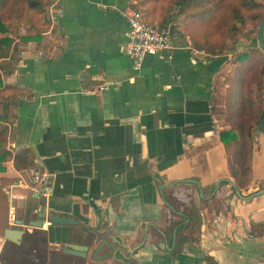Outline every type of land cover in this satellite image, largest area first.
Segmentation results:
<instances>
[{"label": "crops", "instance_id": "1", "mask_svg": "<svg viewBox=\"0 0 264 264\" xmlns=\"http://www.w3.org/2000/svg\"><path fill=\"white\" fill-rule=\"evenodd\" d=\"M44 2L39 32L9 35L0 58V264H34L19 259L29 242L37 244L35 254L59 250L61 242L86 245L79 264H264V194L224 206L200 197L220 178L235 181L232 173L264 187L258 122L248 174L219 137L230 129L225 79L238 55L262 52L256 33L238 32L222 54L210 56L192 47L178 16L167 21L171 57L154 53L136 62L122 51L133 0ZM258 94L264 102V74ZM35 171L50 175L47 197L32 189ZM41 204L76 223L17 227ZM6 228L24 232L15 242L4 237ZM95 233L111 237L105 241L126 257L91 259ZM120 245L141 246L129 254ZM62 254L64 264L76 258Z\"/></svg>", "mask_w": 264, "mask_h": 264}, {"label": "trees", "instance_id": "2", "mask_svg": "<svg viewBox=\"0 0 264 264\" xmlns=\"http://www.w3.org/2000/svg\"><path fill=\"white\" fill-rule=\"evenodd\" d=\"M133 1L131 8L143 12L151 24L155 17L158 18L156 12L162 14L164 3H172L176 8V15L187 17V33L192 47L210 56L220 55L229 47V43L239 32V24L249 21L258 26L264 18V5L258 0ZM43 6L42 0H0V33L6 31L4 21L13 17H21L26 24H40ZM161 26L166 27L167 20ZM10 43L11 38H0V51ZM234 62L233 74L225 79L228 86L224 93V114L230 129L221 131L219 137L223 143L231 145V157L239 171L247 173L250 171L248 160L252 148L251 128L264 116V102L258 94L264 74V55L258 48H252L238 55ZM4 132L5 124L0 117V138ZM5 159L6 152L0 139V171L4 169Z\"/></svg>", "mask_w": 264, "mask_h": 264}, {"label": "flooded vegetation", "instance_id": "3", "mask_svg": "<svg viewBox=\"0 0 264 264\" xmlns=\"http://www.w3.org/2000/svg\"><path fill=\"white\" fill-rule=\"evenodd\" d=\"M232 174H233V177L235 178V181L232 178H220L213 183L210 195L204 196L202 194V191H201L200 197L203 199H208V198L215 199L222 206H224L226 199L229 201L231 199H235V200L239 199V200H242L244 203H247L253 197L264 194V193H260V191L264 189L263 186H258V187L249 186V183L248 184L245 183V180H247V179L240 180L238 177H236L234 175V173H232ZM246 174H248V173H246ZM188 181L189 182L190 181L195 182L193 180H188ZM195 183H197V181ZM240 186L245 187L246 192H242L239 189ZM182 200H183V204L188 203L187 202L188 197L183 196ZM118 241H120V239H118ZM58 242H61V240H59ZM56 244L60 246L59 250L55 247H47V250H45L43 253L39 252L38 254H35V252H36V248H35L36 246L35 245H37V244L29 242L26 244L28 246H26V247L24 246L23 251L21 252L22 258H19V259H22V260L30 259L33 261L34 264H64L62 262V261H64V258H61V256H63L62 252H64V249H68V246H65L64 245L65 243H63V242H61L59 244L56 243ZM120 244H122V243H120ZM82 246L86 247V245H82ZM120 246H121V249L126 250V252L130 254V252H133L135 249L137 250L141 245H139L133 249H129V250H127V247H125L124 245H120ZM27 247H29V248H27ZM87 248L88 247H86V249H84L83 251H80V252H83V255L68 254L66 252H64V253L68 256L76 257V258H74V262L71 264H79L78 263L79 259H85L83 257L86 256V252L88 250ZM96 249H97V251H96ZM102 249H106L110 252L109 253L104 252L102 254H99V252ZM56 250H58L59 252L56 253L55 252ZM130 250H132V251H130ZM26 252H31V254H26ZM111 252H114V254H112ZM55 254H57L58 256ZM118 254H120L122 257H126L119 249L116 250L115 247H112L109 243H107L105 241V239H103V240H98L97 244L91 250L90 257H91V259H93L95 261H101L103 259L108 260V259H113V258L115 260H119ZM28 255H31L30 258H27ZM66 264H70L69 261Z\"/></svg>", "mask_w": 264, "mask_h": 264}, {"label": "built area", "instance_id": "4", "mask_svg": "<svg viewBox=\"0 0 264 264\" xmlns=\"http://www.w3.org/2000/svg\"><path fill=\"white\" fill-rule=\"evenodd\" d=\"M127 23L126 40L122 45V51L136 62L143 59L147 54L158 53L170 58L171 34L169 27L161 26L156 23H149L143 12L137 9H130L124 13ZM50 175L35 171L32 175V189L47 197L51 192L49 183ZM9 222H15L14 212L10 211ZM50 225L49 219L42 221L41 227Z\"/></svg>", "mask_w": 264, "mask_h": 264}, {"label": "water", "instance_id": "5", "mask_svg": "<svg viewBox=\"0 0 264 264\" xmlns=\"http://www.w3.org/2000/svg\"><path fill=\"white\" fill-rule=\"evenodd\" d=\"M172 26H169V32L172 35ZM256 44L257 46L262 50L264 53V18L259 22L257 29H256V36H255ZM258 128L260 129L261 132L264 133V116L260 118L258 121ZM260 193H264V189L260 191ZM47 210V213H46ZM35 214L36 217L32 218L31 220H28L26 223H24L22 220H18L16 225L17 227H20V225H26L30 226L33 228H41L42 226V221L45 220L46 218L49 219L50 224L53 225H65V224H71V223H76V220L67 216H61L58 213H55V210L48 208L46 204H41L35 209ZM24 231L21 230L20 228H6L4 230V237L6 239L18 242V239H20L22 233ZM95 237L103 240V239H111V237L105 235L104 233H95ZM86 249L85 246H78V248L69 246L68 249H64V252L68 254H80L83 255V251ZM97 251V249H96Z\"/></svg>", "mask_w": 264, "mask_h": 264}, {"label": "rangeland", "instance_id": "6", "mask_svg": "<svg viewBox=\"0 0 264 264\" xmlns=\"http://www.w3.org/2000/svg\"><path fill=\"white\" fill-rule=\"evenodd\" d=\"M43 1V7H44V10H43V14L42 16L45 18L47 17L46 13H45V2L44 0ZM156 15H158V19L160 21H157V24L161 25V23L163 21H169L171 20L172 18H176L178 16H181L183 17V21H182V28L181 30H183V32L185 33V35H188L187 33V17L185 15H176V8L175 6L172 4V3H169V2H165L164 5H163V9H162V14L159 15L157 14L156 12ZM50 17V16H49ZM50 19V22H54L55 21V14L51 15V17L49 18ZM4 27L6 29L5 32H2L0 33V38L2 37H9V38H12L11 36L9 35H12V36H15V35H19L21 32L25 31V30H28V31H31V32H39V24L38 22L35 23V24H29V23H24V21L21 19V17H13L7 21H4ZM247 24H249L247 26ZM189 26V25H188ZM251 28V29H250ZM30 29V30H29ZM251 30L250 32H255L256 33V29H257V26H254L252 25L249 21H246L244 22L243 24H239V32L241 31H247V30ZM189 36V35H188ZM5 49L6 48H2L1 51H0V58L1 57H4L5 55ZM7 50V49H6ZM2 94V93H1ZM3 96V95H1Z\"/></svg>", "mask_w": 264, "mask_h": 264}]
</instances>
